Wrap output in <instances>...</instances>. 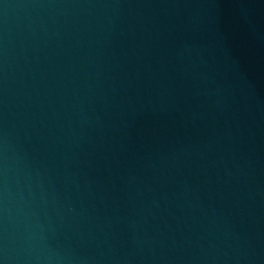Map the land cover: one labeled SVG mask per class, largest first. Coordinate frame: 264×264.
Listing matches in <instances>:
<instances>
[{
  "label": "water",
  "instance_id": "water-1",
  "mask_svg": "<svg viewBox=\"0 0 264 264\" xmlns=\"http://www.w3.org/2000/svg\"><path fill=\"white\" fill-rule=\"evenodd\" d=\"M0 264H264V0H0Z\"/></svg>",
  "mask_w": 264,
  "mask_h": 264
}]
</instances>
